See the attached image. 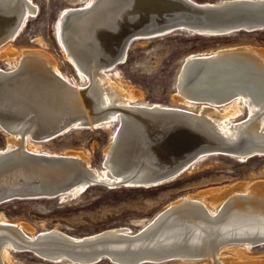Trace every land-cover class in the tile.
Masks as SVG:
<instances>
[{
	"label": "bare ground",
	"instance_id": "6f19581e",
	"mask_svg": "<svg viewBox=\"0 0 264 264\" xmlns=\"http://www.w3.org/2000/svg\"><path fill=\"white\" fill-rule=\"evenodd\" d=\"M131 1L87 0L81 7L63 8L61 11L56 22V36L65 58L74 66L80 79L85 81V84L80 86L60 71L55 56L41 49H25L20 52L14 47L13 42L26 26L29 18L37 12L33 1L0 0V29L3 27L10 29L0 34V60H6L11 65V70L8 69L10 71L0 68L2 85L7 86L22 78L30 80L33 76L34 79L43 80L44 87L39 89V92L42 96L45 95V101H48V103L42 102V105L38 104L42 106V117L37 121L32 120V124L20 118L12 120L0 117V131L7 138V146L0 150V155L14 151L13 156L9 158L12 164L7 169L17 166L19 160L23 159L42 162H48L47 160L50 159L52 162L49 164L59 166L60 171L66 173L67 177L72 176L71 178L74 179L73 176L75 172L77 173V177L74 176L75 179L61 193L57 194L58 191H54L60 188L50 187L51 192L47 196L42 195L35 199L74 198L94 184L129 188L154 187L144 182L147 173H169L167 176L159 174V178L153 180L166 184L205 159L200 156L193 162L184 164L183 169L174 171L173 167L167 166L163 171H158L152 170L148 155L139 158L135 148H131V152L122 146L118 147L116 142L120 136V125L124 126L122 134L126 137L139 134V129L130 130L133 126L127 127L123 123L131 117V112L135 111V108H143L151 112L163 110L192 114L193 116L187 115L191 118L190 123L201 126L203 131H208V138L227 145L240 144V152H224L222 155L240 161L250 160L254 156H264V48L253 45L224 46L208 52L189 54L184 57L174 84L176 92L174 100L184 107L158 103L144 104L138 99L141 96L140 92L123 83L118 77L119 74L112 76L107 73L115 69V64L103 67L97 65L101 58L99 53L109 56L122 47L118 59L119 64L122 63L133 41H146L155 36L137 31L156 24L161 16L177 13L181 15L182 13L179 12L183 10L158 11L156 16L146 12L133 13L129 5ZM183 1H190L189 3L194 6H220L230 2L235 6L236 3L252 0H221L212 3ZM162 5L163 3H160V6ZM126 8L129 9L125 10ZM76 9L85 11L79 13V18L73 20L65 33L64 21L67 16L76 12ZM230 28L224 26L220 29L182 28L181 30L195 35L214 37L236 32ZM263 29L264 26L246 27L245 31ZM134 33L137 36H145L135 40L130 37L125 45L121 44L128 35ZM65 38L71 45L79 44L82 39H92V42L70 49ZM101 38H106V44L100 42ZM76 56L78 58H75ZM192 74H199L197 80L194 79L195 77L189 78ZM49 79L64 82L71 88L70 91L65 92L64 89L51 85V81L47 83ZM33 101L35 100L29 102L30 106L38 108ZM8 104L14 105L10 101ZM17 106L15 104L11 107L12 111H20ZM104 109L107 110L102 111ZM122 110L129 113L125 114ZM244 111L247 112L246 118L238 121L237 117ZM62 116L68 117V124L61 128L60 135L72 128H87L86 122L91 127L101 126L100 128L110 127L114 121L118 122V128L111 134L110 142L105 149L103 169L93 168L84 151L68 150L67 153L41 151V142H49L56 138L50 135H54L57 128L65 122ZM142 122L147 123L148 120ZM132 123L134 124V120ZM65 128L66 130L62 131ZM113 152L119 154L118 158H120L114 162L111 160ZM55 159L63 160L58 162ZM31 171L33 170L22 169L17 174V179L25 176L32 178ZM36 175L43 176L44 179H51L53 176L52 173L46 175L40 170ZM2 183L5 181L0 180V184ZM34 189L40 190L41 187ZM165 209L156 214L152 223L143 225L141 231L133 233L127 226H121L83 237L70 236L57 227L35 232L30 224L9 221L4 216H0V264L11 263V256L16 248L14 243L18 240L48 241L42 237L51 234L57 236L58 240L80 242L83 238L110 231L131 235L133 238L126 243L129 254L110 256L109 261L114 264H136L140 260L147 261L141 264H161L168 261H180L184 264L188 261L204 259H211L212 264H264V261H257L256 257L249 255L251 247L264 244V242L259 245L253 244L255 238L264 240V181L251 184L238 182L235 185L210 187L195 194H185L171 201ZM225 250L228 251L227 255H223ZM40 253L52 259L53 263L71 264L85 261L76 257L70 258L65 253Z\"/></svg>",
	"mask_w": 264,
	"mask_h": 264
},
{
	"label": "rangeland",
	"instance_id": "374dc122",
	"mask_svg": "<svg viewBox=\"0 0 264 264\" xmlns=\"http://www.w3.org/2000/svg\"><path fill=\"white\" fill-rule=\"evenodd\" d=\"M32 1L37 7V12L29 18L26 26L13 42L14 47L20 52L25 49H41L48 52L55 56V59L57 58L59 69L65 76L80 86L84 85L85 81L80 79L74 66L62 52L56 36V22L63 8H78L87 0ZM194 1L212 3L221 0ZM238 45L264 48V29L214 37L177 31L146 41L135 40L131 43L124 61L107 73L112 76L119 74L118 77L123 83L140 92L141 96L138 99L144 104L158 103L184 107L174 100L176 94L174 84L184 57L224 46ZM0 68L10 71L11 65L6 60H0ZM246 114L247 112L244 111L237 120H244ZM100 127L72 128L49 142H41L40 149L47 153L84 151L93 168L103 169L105 149L110 142L111 134L118 128V122L114 121L110 127ZM6 146L7 138L0 131V150ZM247 160L240 161L219 154L211 155L176 179L158 187L129 188L94 184L80 195L66 200L54 197V199L13 200L1 204L0 216H4L9 221L30 224L35 232L57 227L73 237L88 236L121 226H127L135 233L146 223H152L156 214L179 196L195 194L210 187L235 185L238 182L251 184L264 181V156H254ZM223 253L227 255L228 251L225 250ZM249 255L256 257L257 261H264V244L251 247ZM198 263L212 264L211 259L188 261L184 264ZM10 264L64 263L48 262L33 253L13 250ZM97 264L114 263L105 260ZM161 264H181V262L168 261Z\"/></svg>",
	"mask_w": 264,
	"mask_h": 264
},
{
	"label": "water",
	"instance_id": "95a60500",
	"mask_svg": "<svg viewBox=\"0 0 264 264\" xmlns=\"http://www.w3.org/2000/svg\"><path fill=\"white\" fill-rule=\"evenodd\" d=\"M189 2H185L183 0H132L129 5L131 7V10H133V13L146 12L150 15H155L158 11L165 12L169 9L183 10L179 12L182 13L181 15H178L177 13L174 15L161 16L159 20H157L156 24L144 27L143 29L137 31L141 34L155 35L157 37L177 31H182V28L220 29L224 26H229L231 27V30L236 31L235 33H237L245 31L246 27L264 26V1H242L236 3L235 6L231 4L232 2L227 3V5L220 6H194ZM160 3H163V5L160 6ZM127 9L129 8H126L125 10ZM76 10L79 12L76 11L77 13H71L64 21L65 33L73 20L79 18V13L85 11L80 9ZM257 24L260 26H257ZM7 30L10 29L8 27L1 28L0 34L5 33ZM141 36L145 35L137 36L136 33L128 35L121 42V44L125 45L130 37L131 39L134 38L133 40H135L136 38ZM100 40L102 44H106V38H101ZM66 42L69 45L70 49H76L82 44V46H84V44H86L87 42H92V39H82V41L77 45H71L68 40H66ZM122 49V47L119 48L114 54L109 56H105V53H99V56L101 58L98 60L97 65L101 67L111 66L112 64H115L114 66L118 65V59L121 55ZM75 58L78 57L76 56ZM198 77L199 74H192L189 78L196 79ZM30 78L32 79V81L31 79L27 80L25 78H22L23 80H16L17 82H12L7 86H3L1 81L2 79H0V117L2 116L12 120L20 118L24 122L27 121L31 124L32 120L37 121L38 119H40V117H42V106L39 105H42V102H44L46 99L44 97L45 95L42 96L40 94L41 92H39V89H43L42 87H44V85L42 84L43 80L38 78L34 79L33 76H31ZM48 82H50L51 85H56L59 89H64L65 92H69L71 89L64 82H61L59 80L49 79L47 83ZM31 100H35L33 101V104L37 105L39 109L36 107L32 108L30 106L29 102ZM9 101L14 105H18L17 109H19L20 111H12L11 107H13L14 105L9 106ZM45 103H48V101H45ZM2 108H4V110ZM106 110L107 109H104L102 111ZM122 112L125 114L129 113V111L126 110H122ZM131 114V117L126 119V121H123V123L124 125L126 124L127 127L132 125L133 127L130 130L136 129L138 131L139 129V134L137 135L136 133L129 137H126L122 134L124 126L120 125V136H117L118 138L116 143L118 147L122 146L124 147V149L126 148V150H130L131 152V148H135L137 150L136 154H138L137 156L139 158L148 155L151 160V167H153L152 170L154 169L163 171V168L168 166L170 168L173 167L175 171L177 169H183L184 164L193 162L200 156L207 158L211 155H222V153L224 152H240V144H237V146L227 145L225 143H217L218 141H213L212 139L208 138V131H203L201 129V126L199 127L198 125L190 123L189 119L191 118L187 117V115L193 116L192 114H188L186 112H167L163 110L151 112V110L143 108H135V111L132 110ZM62 117L65 122L61 124L60 128H57V132H55L54 135L49 134L50 137L60 135L61 128L68 124V117ZM74 118H76V116ZM146 119L148 120L147 123L142 122V120L147 121ZM133 120L134 124L132 123ZM85 126L87 128L91 127V125H89L87 122ZM204 129H206V127H204ZM65 130L66 128L62 131ZM199 135L202 136L201 139V136ZM13 153L14 151L6 152L5 154L0 155V180L5 181V183L0 184V205L13 200L35 199L38 196H47V194L51 192L49 191L50 187H53V189L60 188L58 190H54L58 191L57 194H59L62 192V190L67 188L69 183H71L72 180L75 179V177H77L76 172L74 175L75 177L73 176L74 179L71 178L72 176L67 177L65 175L66 173L64 174L62 171H60L61 169L59 168V166L49 164V162H52V160L50 159L47 160L48 162H42L40 160L27 161V159H23L19 160L17 166L7 169L12 164V162L9 161V158L13 156ZM118 156L119 154H112L111 160L113 162L117 161L118 159H120L118 158ZM62 160L63 159H55V161L58 162ZM22 169L33 170L31 171L32 178H28L27 176H25L19 177L17 179V174ZM38 170L44 171L46 175L52 173L53 176L51 177V179H44L43 176L36 175ZM159 174L160 176L169 175V173ZM159 174L152 172L147 173L148 176H146V180H144V182L147 183V185H153L154 187H158L161 184L163 185L164 183L162 182L153 181L154 179L159 178ZM181 174H179V176ZM39 187H41L40 190L34 189ZM131 237V235L110 231L104 234L100 233L95 236L83 238L82 240H80V242H71L66 240H58L57 236L48 234V236L42 237V239H47L48 241H40L41 239L26 242L24 240H14L17 241L14 243L16 244V248L14 249V251L17 250V252L33 253L40 259L52 263V259L44 256L40 252H48L47 254H53V252L65 253V255L70 258L76 257L78 259L85 260L83 262L74 263L71 261V264H97L105 260H111L110 256L112 255L119 256L129 254L127 252L129 247L126 246V243L133 239ZM50 238L52 241L49 242ZM263 242L264 240L260 238L253 239V244L255 245H259ZM37 252L40 254H38ZM145 262L147 261L140 260L136 264Z\"/></svg>",
	"mask_w": 264,
	"mask_h": 264
}]
</instances>
